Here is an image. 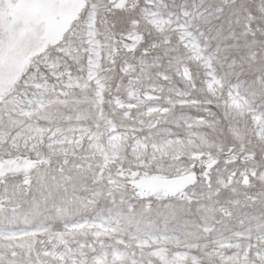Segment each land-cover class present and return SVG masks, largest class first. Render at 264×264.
I'll list each match as a JSON object with an SVG mask.
<instances>
[{
  "label": "snow or ice",
  "instance_id": "1",
  "mask_svg": "<svg viewBox=\"0 0 264 264\" xmlns=\"http://www.w3.org/2000/svg\"><path fill=\"white\" fill-rule=\"evenodd\" d=\"M0 264H264V0H0Z\"/></svg>",
  "mask_w": 264,
  "mask_h": 264
}]
</instances>
